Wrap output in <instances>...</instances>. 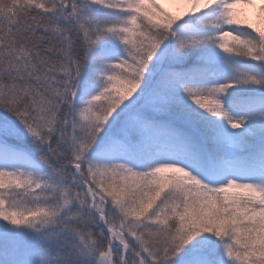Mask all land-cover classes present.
I'll use <instances>...</instances> for the list:
<instances>
[{
  "label": "snow or ice",
  "instance_id": "snow-or-ice-1",
  "mask_svg": "<svg viewBox=\"0 0 264 264\" xmlns=\"http://www.w3.org/2000/svg\"><path fill=\"white\" fill-rule=\"evenodd\" d=\"M0 264H264V0H0Z\"/></svg>",
  "mask_w": 264,
  "mask_h": 264
},
{
  "label": "rangeland",
  "instance_id": "rangeland-1",
  "mask_svg": "<svg viewBox=\"0 0 264 264\" xmlns=\"http://www.w3.org/2000/svg\"><path fill=\"white\" fill-rule=\"evenodd\" d=\"M166 7H170L172 10H175L176 6L170 5V4H165Z\"/></svg>",
  "mask_w": 264,
  "mask_h": 264
}]
</instances>
